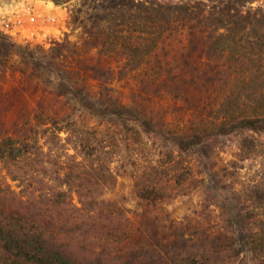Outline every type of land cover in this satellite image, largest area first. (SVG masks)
I'll return each mask as SVG.
<instances>
[{
	"label": "trees",
	"instance_id": "16d2710c",
	"mask_svg": "<svg viewBox=\"0 0 264 264\" xmlns=\"http://www.w3.org/2000/svg\"><path fill=\"white\" fill-rule=\"evenodd\" d=\"M51 2L71 5L78 42L65 34L44 48L0 31V107L12 106L31 83H47L55 100L71 105L62 113L34 108L15 132L0 125V264H246V254L264 264V219L244 206L236 205L228 221L234 229L180 225L158 235L159 212L173 189L195 181L194 155L207 156L218 137L243 134L238 149L245 157L255 148L245 133L264 134V0ZM85 48L113 60L119 74L126 67L141 73L145 84L168 79L164 91L173 98L181 97L176 80L192 62L210 86L204 113L158 125L104 93L114 67L90 61ZM14 64L19 81L5 85ZM85 113L120 124L87 126L80 120ZM141 133L170 139L177 154L141 168L135 181L155 243L114 251L109 247L142 235L122 206L103 198L115 182L113 157L123 149L137 155L132 143ZM256 194L264 200V192Z\"/></svg>",
	"mask_w": 264,
	"mask_h": 264
},
{
	"label": "rangeland",
	"instance_id": "374dc122",
	"mask_svg": "<svg viewBox=\"0 0 264 264\" xmlns=\"http://www.w3.org/2000/svg\"><path fill=\"white\" fill-rule=\"evenodd\" d=\"M70 8V4L55 6L51 0H0V31L6 33L16 43L41 45L44 48L62 39L65 34L70 40L78 42L80 32L70 22ZM85 52L90 61L99 59L102 65L114 67L116 75L110 83H107L108 88L104 93L126 105L138 107L142 110L143 116L152 118L158 125L163 121L179 123L192 115L204 113L210 86L202 76L203 70L196 71L192 62L185 68L184 74L176 80L181 97L173 98L164 91L165 84H169L168 79L155 84H145L140 82L141 73L126 67L125 71L119 74L117 73L119 66L105 57V54L86 48ZM12 66V74L5 83L8 86L17 85L19 81L17 71L19 67L16 64ZM26 86L28 88L24 91V95L15 100L12 106L3 104L4 106L0 107V125L9 133L15 132L19 129L18 126L25 124L28 120L26 116L28 111L39 106L50 108L53 113H62L71 109L70 103L65 98L55 100L52 97L47 83L38 86L31 83ZM33 93V97H30ZM41 93L46 94V97H40L38 100ZM80 120L87 126L102 128L115 126L118 128L120 124L114 120L95 118L86 113L80 117ZM245 135L255 143L254 151L245 154V157L238 149L243 134L218 137L211 143L207 156L197 154L192 157L190 171L195 181L179 192V189H173L175 195L165 202L164 210L159 212L160 237L166 236L171 226L180 225L189 229H205L213 232L234 229L236 227H230L228 221L237 212L236 205L247 207L264 219V200L258 201L256 197V193L264 192V134L247 132ZM60 136L64 137L65 134L61 133ZM132 144L139 147L137 155H133L136 152L133 153L132 149H123L113 157L110 168L115 176V182L104 192L103 198L122 206L129 218L141 229L142 235L137 232L133 242L110 246L109 248L114 251H126L133 247L147 246L149 242L155 243V240L149 241V227L141 218L143 210L137 196L135 181L141 168L158 163L164 164L168 155L175 159L177 154L172 141L163 137L141 133L139 142ZM131 154L135 160L130 158ZM182 159L185 165L186 159ZM93 242L90 244L100 246V242ZM246 264H254L248 254H246Z\"/></svg>",
	"mask_w": 264,
	"mask_h": 264
}]
</instances>
